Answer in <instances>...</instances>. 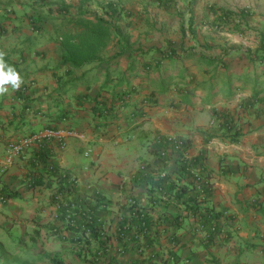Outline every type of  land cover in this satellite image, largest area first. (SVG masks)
Listing matches in <instances>:
<instances>
[{"label": "crops", "instance_id": "0c3cea01", "mask_svg": "<svg viewBox=\"0 0 264 264\" xmlns=\"http://www.w3.org/2000/svg\"><path fill=\"white\" fill-rule=\"evenodd\" d=\"M97 17L100 59L64 64ZM0 24L23 77L0 95V264H264V0H0ZM63 126L83 137L3 170L9 143ZM187 161L205 194L171 188Z\"/></svg>", "mask_w": 264, "mask_h": 264}, {"label": "trees", "instance_id": "16d2710c", "mask_svg": "<svg viewBox=\"0 0 264 264\" xmlns=\"http://www.w3.org/2000/svg\"><path fill=\"white\" fill-rule=\"evenodd\" d=\"M227 19H229L230 15L228 13L226 14ZM85 23V30L80 34L76 35L77 41L71 42L70 40L74 39L73 37H70L67 40V52L65 53L63 57V63L64 64H71L75 67H80L84 65L87 62L90 61H95L100 59V51L102 47L104 46V40L105 36L107 33V22L103 18L97 17L95 19V22L89 21ZM3 29V28H2ZM2 31V30H1ZM261 48L264 49V42L261 43ZM264 52V51H263ZM258 61H263L264 59H258ZM257 103V99L254 100ZM225 127H227L229 124V119L226 117L225 118ZM232 126V125H231ZM229 131L232 130L231 127H227ZM232 132V131H231ZM234 135L237 136L238 132H234ZM231 139V141H238V138H231L230 134L228 135ZM182 171L186 173L187 175H191V169L193 168L191 162H183L182 163ZM55 167H49L48 172H50L52 175ZM144 174L140 175L143 177ZM146 177V176H145ZM147 179V177H146ZM171 188L176 190V193L178 194L179 197H184L186 193L189 192H197L199 194V190L196 186V183L193 182L191 184H185V185H178V186H173L171 184ZM177 188V189H176ZM65 195V193H64ZM188 207L189 209L193 210L194 213H198L201 209L199 207V199L197 196L194 198H190L188 200ZM135 223L137 224L140 229H146L149 227L150 221L149 218L146 214V218L141 217V212H135ZM212 215V213H208L207 216ZM215 216V215H214ZM208 218V217H207ZM92 222L89 224V222H85L84 227L85 229H90L91 231H98V225L95 223V220H93L92 216ZM212 220V219H211ZM214 233V232H213Z\"/></svg>", "mask_w": 264, "mask_h": 264}, {"label": "built area", "instance_id": "2783aa9c", "mask_svg": "<svg viewBox=\"0 0 264 264\" xmlns=\"http://www.w3.org/2000/svg\"><path fill=\"white\" fill-rule=\"evenodd\" d=\"M1 30H2V25L0 24V31ZM32 30L35 32L39 31L34 26L32 27ZM72 137L82 138L83 133L70 126H63V127H57V128L45 127V128L40 129L37 132H34L32 134H29L27 136L14 140L11 143H9V145L6 148V160L3 166V170H5L8 166H10L15 161V159L19 157L21 154H23L26 148H28L31 145L37 144L39 146H46V145H52V143H55L57 144V146L62 148L65 146L68 139ZM172 141L177 150H179L181 153L184 152V149L187 146V142L185 140L174 138ZM54 172H56L57 176L60 179H62L64 182H72V181L74 182L75 181V179L67 171H64L62 169L59 170L58 168L55 167ZM190 176L193 178L194 182L196 183L199 193L205 194L206 191L210 188V185L207 182V180L202 176L201 173L197 172L193 168L191 169ZM64 193L65 192L63 190L56 192L55 197H56L57 203L60 204L65 200ZM65 205L68 206L69 208L74 207V204H70L67 200H65ZM69 211H71V209H69ZM141 217L146 218V213L142 212ZM210 230L212 232H215L216 231L215 225H211Z\"/></svg>", "mask_w": 264, "mask_h": 264}, {"label": "clouds", "instance_id": "9594fccd", "mask_svg": "<svg viewBox=\"0 0 264 264\" xmlns=\"http://www.w3.org/2000/svg\"><path fill=\"white\" fill-rule=\"evenodd\" d=\"M23 82L21 73L11 64H9L4 54L0 53V95L12 89H18Z\"/></svg>", "mask_w": 264, "mask_h": 264}, {"label": "rangeland", "instance_id": "374dc122", "mask_svg": "<svg viewBox=\"0 0 264 264\" xmlns=\"http://www.w3.org/2000/svg\"><path fill=\"white\" fill-rule=\"evenodd\" d=\"M247 44L249 45V43L247 42Z\"/></svg>", "mask_w": 264, "mask_h": 264}]
</instances>
